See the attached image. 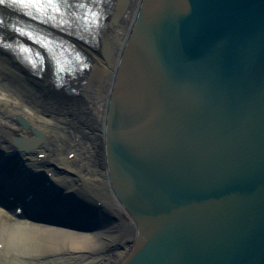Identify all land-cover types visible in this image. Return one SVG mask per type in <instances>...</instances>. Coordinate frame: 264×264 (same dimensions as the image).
I'll list each match as a JSON object with an SVG mask.
<instances>
[{"label": "water", "instance_id": "1", "mask_svg": "<svg viewBox=\"0 0 264 264\" xmlns=\"http://www.w3.org/2000/svg\"><path fill=\"white\" fill-rule=\"evenodd\" d=\"M104 142L122 264H264V0H141Z\"/></svg>", "mask_w": 264, "mask_h": 264}, {"label": "bare ground", "instance_id": "2", "mask_svg": "<svg viewBox=\"0 0 264 264\" xmlns=\"http://www.w3.org/2000/svg\"><path fill=\"white\" fill-rule=\"evenodd\" d=\"M140 3L111 0L106 4L103 29L94 40L79 43L93 68L63 87L55 85L50 69L33 72L13 49L0 44V213L18 220L0 227V264H122L130 254L136 225L111 188L104 137L115 70ZM9 12L3 9V15ZM68 23L70 29L77 28L75 21ZM69 118L93 129L95 142L87 148L77 139L70 144L63 128L71 122ZM29 179L39 189L33 185L29 189L25 185ZM17 187H23L16 189L18 195L31 197L35 210L55 217L63 208L69 210V223L35 222L31 219L35 216L19 218L17 212L6 210L3 197ZM51 202L57 204L58 213L50 208ZM82 219L93 222L92 229L83 228Z\"/></svg>", "mask_w": 264, "mask_h": 264}, {"label": "rangeland", "instance_id": "3", "mask_svg": "<svg viewBox=\"0 0 264 264\" xmlns=\"http://www.w3.org/2000/svg\"><path fill=\"white\" fill-rule=\"evenodd\" d=\"M69 119H71V122H69V124H65V125L63 124V128H66L65 131L68 132L65 134L69 135V137H67L66 139L69 141L70 144L73 140L77 139L78 141L81 142V146H83V148H87L88 146H90L91 143L95 142V140L93 138L94 136L91 134V131L93 129H88L85 126H80V124L77 122V120H74L73 118H69ZM83 153H84V155L87 154L85 152H83ZM83 157H85V156H82V158ZM91 166L92 167L97 166L96 168L99 169L97 163H91ZM125 221H126L125 222L126 224H129L131 222V219H130L128 214L125 217ZM15 224H16V221L14 222L10 219H7V218L0 216V227H4V226H8V225H15ZM129 237H130L129 239H131L132 236L129 235ZM63 264H65L64 261H63Z\"/></svg>", "mask_w": 264, "mask_h": 264}, {"label": "snow or ice", "instance_id": "4", "mask_svg": "<svg viewBox=\"0 0 264 264\" xmlns=\"http://www.w3.org/2000/svg\"><path fill=\"white\" fill-rule=\"evenodd\" d=\"M15 2L20 4L21 6H35L37 0H15Z\"/></svg>", "mask_w": 264, "mask_h": 264}]
</instances>
